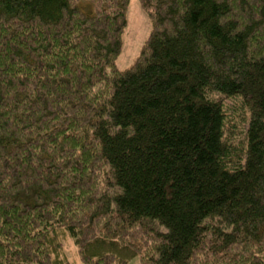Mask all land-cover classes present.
<instances>
[{
  "label": "trees",
  "instance_id": "trees-1",
  "mask_svg": "<svg viewBox=\"0 0 264 264\" xmlns=\"http://www.w3.org/2000/svg\"><path fill=\"white\" fill-rule=\"evenodd\" d=\"M129 1L0 0V264H264V0H138L118 70Z\"/></svg>",
  "mask_w": 264,
  "mask_h": 264
},
{
  "label": "rangeland",
  "instance_id": "rangeland-1",
  "mask_svg": "<svg viewBox=\"0 0 264 264\" xmlns=\"http://www.w3.org/2000/svg\"><path fill=\"white\" fill-rule=\"evenodd\" d=\"M126 28L122 35V49L115 65L118 70L128 68L139 55L140 50L149 35L150 23L138 0H130L126 13ZM226 113L225 130L229 132L231 146L243 149L244 131L248 122L249 114L241 105L239 99H221ZM63 247L69 253L72 260L76 258V248L72 241L65 239ZM128 264H139L138 258Z\"/></svg>",
  "mask_w": 264,
  "mask_h": 264
}]
</instances>
